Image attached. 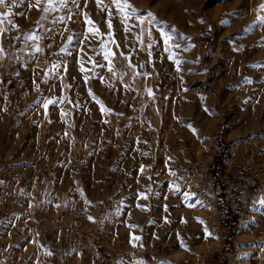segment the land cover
Segmentation results:
<instances>
[{
	"label": "rangeland",
	"instance_id": "374dc122",
	"mask_svg": "<svg viewBox=\"0 0 264 264\" xmlns=\"http://www.w3.org/2000/svg\"><path fill=\"white\" fill-rule=\"evenodd\" d=\"M36 2L23 0L10 8L0 5V12L11 13L0 24V44L5 27L12 24L19 28V48L24 33L35 31L41 37L37 42L42 50L29 52L31 59L23 58L21 64L19 87L27 102L21 103L19 124L46 130L50 140L46 155L52 164L47 173L72 194L75 185L93 186L115 204L116 211L126 213L136 208L132 196L146 192L150 208L158 209L153 218L157 227L144 235L132 233L135 247L119 243L124 252L117 256L118 264L214 262L223 239L206 228L210 211L194 195H185L193 193L184 177L175 176L170 152L163 153L159 164L152 160L143 165L141 176L138 168L123 163H116L113 173L114 134L128 127L140 131L157 128L160 135L173 134L176 150L190 158L208 147L214 185L218 166L228 158L232 164L243 155L244 164L264 169V57L256 49L263 42L256 41V33H248L256 6L264 0H129L139 14L151 11L156 17L152 25L145 21L142 37L136 16H122L113 0H66V7L48 13L43 12L45 0H40V7ZM7 3L12 5L13 0ZM61 15L65 19L54 22ZM86 17L93 23L88 24ZM91 27L98 32L88 31ZM161 28L172 33L170 43L178 47L165 50ZM262 37L264 40V34ZM105 48L115 53L110 56L111 64L104 59ZM173 53L175 59H169ZM4 58L0 55V132L10 125L14 111L3 92ZM176 59L181 61L179 65ZM258 62L260 66H252ZM49 100L54 102L45 109ZM98 101L110 111H102ZM223 133L234 148L231 153L225 148V158L220 161L223 154L212 150ZM83 142L87 144L85 161L73 160L74 146ZM260 174L264 177V171ZM35 192L5 220L0 231L2 264H44L48 260L46 244L28 216V211L37 209ZM74 219L92 226L77 215L71 222ZM56 230L72 233L69 246L62 251L63 260L71 264L87 261L72 229ZM254 235L248 242L252 248H241L243 253L237 257L243 254L250 264H264V225ZM59 241L67 243L66 239Z\"/></svg>",
	"mask_w": 264,
	"mask_h": 264
},
{
	"label": "crops",
	"instance_id": "0c3cea01",
	"mask_svg": "<svg viewBox=\"0 0 264 264\" xmlns=\"http://www.w3.org/2000/svg\"><path fill=\"white\" fill-rule=\"evenodd\" d=\"M258 6H256L253 21L258 15H264V9L258 10ZM263 30V27L256 26L248 32L250 34L256 33V41L263 42L259 43L256 48L257 55L262 57H264ZM20 49L21 47L18 48V50ZM16 55L20 59L21 71L23 52L17 51ZM3 62L1 71L6 65L5 58ZM21 90L19 85L3 80V92L6 99L12 102L14 111L9 119L11 120L10 125L3 132H0V219L5 211L14 210L36 190L37 209L32 210L33 212L28 211V216L33 222V226L38 229L40 240L46 244L47 249L45 251L48 250V260L44 264H71L63 260L62 251L64 247L69 246L72 233L68 230L58 232L54 226L58 214L68 209H73L77 216L90 224L92 220L89 219V216H92L93 210L105 211L111 221V231L105 241V246L108 248L119 246V243L124 247H135L137 245L131 239L132 233L144 235L148 231L154 232L157 226L153 218L157 215L158 209L150 208L149 202L151 200L146 192H139L132 196V200L136 201L134 205L136 208L126 213L125 211L121 212V210L116 211L115 204L105 198L100 191H95L93 186L83 188V186L75 185L74 194L69 187L58 186L57 181L52 179V174L47 173L48 167H51L52 164L46 155L47 147L50 144L46 130L41 131L38 125L24 126L23 124L20 126L19 124L20 118L22 119L20 111L23 109ZM243 111L245 110L240 108V112ZM242 119H246V117L243 116ZM153 129L156 130L155 133L152 132V129L140 131L135 130L134 127L117 130L114 134L117 148L111 150L112 156L110 157V170L113 173L115 164L123 163L124 165L127 164L129 168H138L139 176H141V167L146 166L152 160L155 164L161 163L163 153L166 151L171 154L177 178H182L183 171L196 162L212 163L213 160H208L210 153L208 147L207 151L196 152V156L190 158L187 154H180L176 150L173 134L160 135L161 133L157 128ZM218 138L214 146L225 147L231 153L234 145L230 144L226 133ZM214 150H212L213 153ZM86 151V143L76 144L73 148L72 159L84 162ZM228 159L218 166L220 170L215 176L217 179L216 189L225 198H228L233 191L242 188H245V194L234 206L231 215L234 219V225L230 224V221L227 222L228 231L230 232L233 228L234 234H229L225 238L224 255L226 262L250 264V258H245L243 254L238 258L237 255L243 253L240 252L241 248H252L248 242H252L256 229L264 225V207L258 203L261 197H264V177L260 174L264 169H257L255 166L244 164L243 155L232 164H228ZM250 184L253 186L250 187ZM140 193L145 195L141 196ZM30 205L31 203H27L25 206L30 208ZM110 205H113L115 209H109ZM249 214H251L250 217H248ZM59 238L62 241L66 239L67 243H60ZM235 248H238L237 252H235ZM109 258L103 251L100 258L84 261L83 264H107ZM73 264H77V262Z\"/></svg>",
	"mask_w": 264,
	"mask_h": 264
},
{
	"label": "built area",
	"instance_id": "2783aa9c",
	"mask_svg": "<svg viewBox=\"0 0 264 264\" xmlns=\"http://www.w3.org/2000/svg\"><path fill=\"white\" fill-rule=\"evenodd\" d=\"M1 6L3 7V5ZM9 29H11V31H9ZM17 35H19V28L13 29L12 25H7L2 34V42L5 50L4 57L6 59V65L2 69L3 79L12 82L15 85H19L21 82L20 59H17L16 55L19 48L18 41H12L11 37ZM29 56V52L26 51L23 54L22 59H26ZM21 103L25 104L26 99L21 100ZM152 132L155 133L156 130L152 129ZM178 150L182 151V147ZM225 151V147H216L214 150V152L218 154H223ZM211 169V163L209 162H196L183 171V177L187 188L194 194L197 200L210 211L206 216L207 230L223 239V244L217 251L214 262L208 264H234L233 262H226V256L224 255L226 247L225 238L229 234L233 235L234 232L233 228H231V231L229 232L226 225L228 221H230V224L234 225V219L231 215L235 204H237L245 194V188L233 191L228 198L221 196L218 193L216 186L212 183ZM249 186L251 187L253 184H250ZM113 208V205L109 206V209ZM9 214L10 211H5L3 213V216L0 219V231L2 230ZM75 215L73 209L60 212L54 221V226L58 230H64L67 228L72 229L75 237L78 238L83 245V259H98L102 256L103 251H105V254L110 256L108 264H118L117 256L123 250H121L118 245L112 248L105 246V241L111 231V221L109 217L106 216L104 212L95 210L92 213V217H95V219L92 220V226L85 227L76 219L71 222V219H73ZM250 215L251 214H249L248 217H250ZM31 224L33 225V222H31ZM237 251L238 248H235V252ZM256 260L259 263L261 262L260 258H257ZM0 264L2 263L0 262Z\"/></svg>",
	"mask_w": 264,
	"mask_h": 264
},
{
	"label": "snow or ice",
	"instance_id": "6c2138e0",
	"mask_svg": "<svg viewBox=\"0 0 264 264\" xmlns=\"http://www.w3.org/2000/svg\"><path fill=\"white\" fill-rule=\"evenodd\" d=\"M17 2L23 3V0H13L12 5L7 3V0H0V5H3L6 8H10L13 5H15ZM97 2L99 3V0H97ZM113 2L115 3L117 9L119 10V12L122 16H124V17L133 16V15L136 16V19L140 22V25H141V37H142L143 32L145 31V29L143 27V25L145 24V21H147L148 25H152L156 21V17L151 11H147L146 14H144V15L139 14L140 10L136 9L132 4H130L129 0H113ZM36 6L40 7V0H37ZM63 7H66V0H59V3H57L56 0H45L43 12L44 13H48L50 11L55 12L58 10V8H63ZM259 9H264V3H262L258 6V10ZM9 15H11L10 12H0V24H3V18L7 17ZM41 18L43 19L45 17L42 16ZM64 19H65V17L61 15V16L55 17L54 22H55V20L63 21ZM86 22L88 24L93 23L87 17H86ZM125 23H127V20H125ZM161 23H165V22H161ZM9 24H12L11 20H9ZM40 26L41 25L39 24V22H37V27H40ZM256 26H264V15H258L256 17V20L252 22V25H250V27H256ZM12 28L18 29V26L15 24H12ZM109 28H111V22L110 21H109ZM125 30L127 31V28ZM0 31H2V29H0ZM9 31H11V29H9ZM88 31L98 32V28L97 27H91L88 29ZM147 31H148V35L151 37V35H152L151 28H148ZM160 36L163 39V43L165 45L166 51H168L170 48H175V47L179 46V45H175V44L170 43V41L172 40V33L165 31L163 28L160 29ZM40 38L41 37L39 36V34L35 31H32L31 33H24L23 34V40L21 41V49L18 51H28V52H31L33 54L35 52L41 51L42 49L40 47V44L37 42L40 40ZM138 38H140V37H138ZM11 40L12 41H20L21 37H20V35L13 36V37H11ZM71 40H72V37H69V43L71 42ZM29 41L32 42L31 46L28 43ZM141 43H143L142 39H141ZM149 48H151V44L149 45ZM60 51H66V48H61ZM4 54H5L4 47L2 44H0V55H4ZM112 55H115V53L112 52L111 49L105 48L104 59L109 60V64H111L110 56H112ZM121 55H123V53H121ZM149 55H151L150 52H149ZM17 59H19V57H17ZM29 59H31V56L29 57ZM169 59H175V53L171 54L169 56ZM175 62L177 65H179L181 61L176 59ZM24 66L26 67L27 64L25 63ZM252 66H260V65L258 62L256 65H252ZM52 70L55 71V68L53 67ZM81 71H85L83 66L81 67ZM17 75H18V73H17ZM46 75H47V73H46ZM145 75H147V74L145 73ZM86 79H87V77H86ZM246 80L248 82H251L250 78H246ZM148 93H149V95L152 94L150 89L148 90ZM53 102H54L53 100L47 101L44 104V108L47 109L48 105L50 103H53ZM99 103H101V110L102 111H110L109 109H105L103 107L102 102H99ZM141 170H143V169H141ZM176 187H177V189L179 188L178 185ZM140 195L144 196L145 194L140 193ZM185 195L188 196V195H194V194L186 193ZM258 203L261 205V207H264V197H261V199L258 201ZM89 219L94 220L95 217L89 216ZM135 239H138V237H135ZM139 264H144V262L141 261V262H139ZM161 264H166V262L162 261Z\"/></svg>",
	"mask_w": 264,
	"mask_h": 264
},
{
	"label": "trees",
	"instance_id": "16d2710c",
	"mask_svg": "<svg viewBox=\"0 0 264 264\" xmlns=\"http://www.w3.org/2000/svg\"><path fill=\"white\" fill-rule=\"evenodd\" d=\"M225 158V154L219 156V160L222 161Z\"/></svg>",
	"mask_w": 264,
	"mask_h": 264
}]
</instances>
